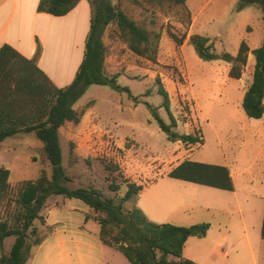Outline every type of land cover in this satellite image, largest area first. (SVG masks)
<instances>
[{
    "label": "rangeland",
    "instance_id": "obj_1",
    "mask_svg": "<svg viewBox=\"0 0 264 264\" xmlns=\"http://www.w3.org/2000/svg\"><path fill=\"white\" fill-rule=\"evenodd\" d=\"M100 1L92 0L94 9L99 6ZM108 1L149 31L156 59L135 54L122 38L115 23L106 27L103 35L107 46L106 58L112 59L110 64L115 60L119 63L117 72L107 71L109 74H120L117 83L121 89L110 85H91L75 103L74 108L78 111H91V116L102 133L97 137L100 141L90 151H77L79 144L74 136L77 124H64L60 138L62 165L71 178L66 186L71 189L93 187L104 198L123 203V210L128 213L137 207L136 195L126 202L123 199L128 190V182H136L144 187L146 181L150 180L149 174H164L185 160L223 163L225 157L230 162L239 158L238 165L231 162L232 167L249 168L264 141V130L257 119L246 115L238 97L241 84L236 80L227 81L230 64L222 60L202 59L192 44L182 53L179 50L183 70L169 58L170 55L177 58L173 52V43H170V54H159L162 38H170L175 42L173 36L183 39L189 33L191 11L188 6H176L166 0ZM208 1L193 0L191 8L195 10L204 7V15L208 14L207 18L199 20L198 30L202 35L211 37L212 51L236 55L243 40H249L252 46L261 44L264 24L263 12L259 7L250 6L238 13L232 5L235 0H228L221 13L213 14L220 0ZM251 31L253 34L250 36ZM256 35L259 38L257 41ZM238 41H241L240 44ZM140 65L147 71H140ZM185 72L189 76V83L181 81L173 86L171 80L181 77ZM205 76L208 79L205 80ZM161 87L169 93L170 110L165 106V98L160 93ZM154 113L166 124L172 123L173 115L177 120L174 131L181 134L196 132L201 142L188 146L170 140L168 134L162 131ZM20 136V139L11 137L0 144V165L11 171V188L2 201L0 215L11 226L16 222L17 198L23 185L36 181L43 172L48 177L52 175V167L45 159L43 148L39 145L41 141L36 134L21 133ZM34 156L36 160L32 159ZM107 163L117 165L119 169H107ZM257 168V165L249 168L246 175L258 173ZM112 182L119 185L117 191L111 190ZM255 189L264 194V180L257 182ZM225 193L228 194L229 205V210L225 213L199 209L191 215L190 211H185V216L193 218L198 214L200 222L182 224L176 216L167 220L180 225L167 223L183 227L205 223L211 225L207 236L189 238L184 258L190 257L198 264H223L226 258L217 256L216 252L222 251L227 243L226 239L245 241L249 238L264 242L261 235L264 198L250 200L248 203L246 191L238 183L237 193L242 202L240 210L234 193ZM141 201L143 202V198ZM76 204L88 208L78 199L75 201L64 196L52 197L47 205L57 207L48 214L46 223L40 220L35 222V226L41 228L40 236L50 237L57 226H79L82 212H70V208ZM43 211L42 214H45ZM179 214L183 215L181 211ZM14 241V237L6 239L4 253L9 252ZM123 258L127 264H131L126 257ZM231 263H234L233 257Z\"/></svg>",
    "mask_w": 264,
    "mask_h": 264
},
{
    "label": "trees",
    "instance_id": "obj_2",
    "mask_svg": "<svg viewBox=\"0 0 264 264\" xmlns=\"http://www.w3.org/2000/svg\"><path fill=\"white\" fill-rule=\"evenodd\" d=\"M81 0H40L38 11L54 16H64L71 12ZM91 18V29L86 40L84 59L74 81L67 87H56L50 78L37 64L42 53L38 45L37 54L28 59L9 44L0 48V143L21 133H35L43 142L45 159L52 167V175L43 172L36 180L27 182L21 188L17 198L18 212L16 222L11 226L8 220L0 215V264H26L34 247L43 239L35 222L44 221L41 211L52 196L75 198L85 202L100 225L102 242L120 251L131 264H197L184 258L185 245L189 238H203L211 225L201 224L190 227L174 224H158L150 221L137 207L125 213L123 203H116L111 198H104L95 188L71 189L66 186L71 180L62 165L63 152L60 141V129L67 122L78 124L86 111H78L75 103L85 94L91 85H110L121 89L117 83L120 74H109L106 68L107 46L103 40L106 27L115 23L130 49L139 56L155 60L156 51L152 46L149 31L138 25L123 10L113 6L108 0H101L94 9ZM159 2L163 0H158ZM176 6L185 7L187 0H166ZM256 6L263 12L264 0H239L236 11ZM264 27V26H263ZM178 45L183 39L175 36ZM190 43L204 60H222L231 65L230 77L240 79L248 62L250 47L246 40L241 42L236 55L229 52L212 51L210 37L192 35ZM255 67L253 81L243 99V109L249 118L261 119L264 116V37L260 47L253 50ZM160 93L165 98V106L170 110L169 93L163 87ZM162 131L174 142L187 145L200 143L198 134H181L174 131L177 120L172 115V123L166 124L157 113H154ZM107 169H119L117 165L106 164ZM169 177L210 186L223 190H234V185L227 167L185 160L175 167ZM11 171L0 167V206L10 192ZM124 201L143 190V185L128 182ZM113 191L119 185L112 182ZM264 238V220L261 231ZM15 241L6 254L4 245L7 238ZM33 239V240H31Z\"/></svg>",
    "mask_w": 264,
    "mask_h": 264
},
{
    "label": "crops",
    "instance_id": "obj_3",
    "mask_svg": "<svg viewBox=\"0 0 264 264\" xmlns=\"http://www.w3.org/2000/svg\"><path fill=\"white\" fill-rule=\"evenodd\" d=\"M227 1L220 0L213 14L221 13ZM39 2L40 0H0V48L4 44H9L24 57L32 59L36 56L38 45H40L42 53L37 62L39 68L45 72L56 87L64 88L74 81L84 59L86 40L91 29L93 8L89 0H81L67 15L54 16L39 12ZM191 4H193V0H187L186 5L191 11V25L189 33L184 38L183 43L177 45L170 38H162L159 46V54H170V43H173V52L177 58L174 59L171 55L169 58L173 62L175 61L181 70L184 69V66H182L181 60H179V50L182 53L187 49L191 44L190 39L192 35L204 36L198 30V22L203 17L207 18L208 15H204V7L194 10L191 8ZM232 5L236 7V0L232 2ZM245 9L238 13L244 12ZM252 34L253 31L250 32V36ZM206 37L210 36L208 35ZM263 37L261 36V44ZM257 40H259L258 35L255 36V41ZM240 42L238 41V44ZM247 43L251 51L248 55V62L242 77L235 79L229 75L227 80H236L241 84L242 89H238V97L242 103L253 81L256 63L253 50L261 46V44L252 46L249 40ZM166 46L168 47L167 50L165 49ZM111 61V58H106L105 65L107 70L117 72L119 63L115 60V62L110 64ZM230 69L231 65L228 68L229 72ZM139 70L147 71L143 65L139 66ZM206 79H208L207 76H205ZM171 81L173 82V86L179 84L181 81H187L189 83V76L185 72L181 77H176V79H172ZM91 115L90 110L86 111L81 122L77 124L75 129L76 134L74 136L79 144L77 151L88 152L100 141L97 140V137L101 135V129ZM257 120L259 121L258 123L263 125L264 130V116ZM62 129L63 127L60 129V138ZM20 137V134L14 136L15 139H20ZM39 145L41 148L44 147L42 141ZM12 149H15V147H12ZM32 159L36 160L37 158L34 156ZM194 162L227 167L234 185V190H223L169 177L168 174L181 164V162L164 174H149L150 180L146 181L143 190L137 197V207L143 211L150 221L158 224H166L167 222L175 223L174 221L167 220L176 216L182 224H189L192 222H200L201 219L197 216L198 214L193 217L194 219L186 217L185 211H190V215L191 213H197L199 209L225 213L229 210L227 203L228 194L225 191L234 193L236 204L242 210V202L237 193L238 183L243 185L248 203L250 200H262L264 198V194L255 189L256 183H261L264 180V141L249 167H256L257 165L258 173L254 175H246L249 168L241 169V167H232L231 162L238 165L239 158L230 162L225 157L223 163H216L215 161ZM151 177L154 178L151 179ZM142 198L143 202L141 201ZM72 199L76 201L75 198ZM48 201L43 208V213L45 212V214H42L41 211V216L44 215L43 219L45 223L48 214L52 212L53 208L57 207H49L47 205ZM87 207L83 208L81 204L80 206L76 204V206L70 208V212L72 213L75 211L82 212L79 226H57L53 235L42 238V243L33 248L35 252H31L26 264H127L126 259L123 258L124 255L120 251L102 242L100 238V225L93 218H87V215L94 213L88 205ZM180 211L183 215L179 214ZM175 224L178 225L179 223ZM38 231L41 234V228H38ZM226 242L222 251L216 252L217 256L226 258L223 264H232L231 257L234 258L233 264H264L263 241H253L248 238L245 241L239 239L228 241L226 239Z\"/></svg>",
    "mask_w": 264,
    "mask_h": 264
}]
</instances>
